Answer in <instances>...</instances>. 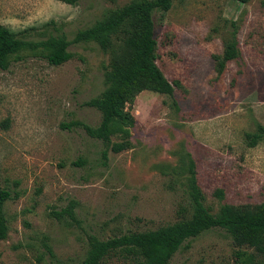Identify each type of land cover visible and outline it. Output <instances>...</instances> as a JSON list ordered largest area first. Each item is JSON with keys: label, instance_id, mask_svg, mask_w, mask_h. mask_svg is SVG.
<instances>
[{"label": "rangeland", "instance_id": "374dc122", "mask_svg": "<svg viewBox=\"0 0 264 264\" xmlns=\"http://www.w3.org/2000/svg\"><path fill=\"white\" fill-rule=\"evenodd\" d=\"M128 2L0 0V26L19 38L72 41ZM154 20L157 64L175 92L138 94L127 105L132 146L106 158L104 142L63 125H100V112L85 103L106 89L110 51L73 44V58L61 66L25 52L0 70V188L14 197L5 206L10 231L0 264H78L90 235L107 240L189 217L191 161L212 214L222 204L264 203V139L256 147L246 139L264 128V0H174ZM234 34L241 58L219 76L215 57ZM71 202L75 219L54 215ZM262 263L254 249L214 229L187 241L170 264Z\"/></svg>", "mask_w": 264, "mask_h": 264}, {"label": "trees", "instance_id": "16d2710c", "mask_svg": "<svg viewBox=\"0 0 264 264\" xmlns=\"http://www.w3.org/2000/svg\"><path fill=\"white\" fill-rule=\"evenodd\" d=\"M69 5H77L85 0H57ZM116 3L119 0H104ZM121 7L108 10L92 26L80 29L70 41L65 35H49L47 38L30 40L19 38L17 34L0 26V70L7 71L12 58H19L25 52L39 54L52 66H61L73 58L69 48L73 44H97L102 50L112 53V62L105 72V91L98 97L85 103L101 114V123L91 127L82 122L63 125L64 128L82 127L96 140L104 142L107 150L121 153L131 148L130 129L135 126L133 116L127 111V105L133 102L142 91H154L172 96L173 84L166 78L157 64L158 42L154 14L168 12L174 0H128ZM243 3L249 0H238ZM241 50L236 34L225 44L224 54L216 56L218 75H223L231 62L241 58ZM179 85V82H176ZM114 137L123 142L113 143ZM250 147H256L264 139V128L258 127L256 133H247ZM190 216L144 232H130L107 240L90 235L85 258L78 264H106L116 258L134 264H170L173 257L189 240L204 233L222 229L232 238L240 249H254L264 257V203L253 207H235L222 204L218 213L212 214L205 206V195L199 187L195 164L190 168ZM216 195L223 199L224 192ZM12 193L0 188V241L7 239L10 226L5 213L8 201L13 200ZM75 202L62 212L75 219ZM264 264V263H262Z\"/></svg>", "mask_w": 264, "mask_h": 264}]
</instances>
